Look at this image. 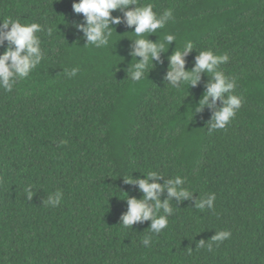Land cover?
I'll use <instances>...</instances> for the list:
<instances>
[{"label": "trees", "instance_id": "obj_1", "mask_svg": "<svg viewBox=\"0 0 264 264\" xmlns=\"http://www.w3.org/2000/svg\"><path fill=\"white\" fill-rule=\"evenodd\" d=\"M76 2L0 0V23L42 26L44 57L11 92L0 88V264H264V0H137L158 14L173 11L145 38L176 37L139 82L128 79L134 28L112 25L108 47L87 46ZM189 40L186 71L201 51L227 55L218 70L242 98L226 128L211 134L207 125L223 105L194 111L211 74L194 87L166 80L170 56ZM8 48L4 41L0 56ZM149 171L163 176L152 181L161 185L180 176L193 194L171 200L159 234L148 231L151 221L121 226L123 199L143 196L124 179ZM58 190L61 203L46 206ZM209 193L213 209H196ZM159 198L169 199L167 191ZM219 231L231 235L218 244L211 238Z\"/></svg>", "mask_w": 264, "mask_h": 264}, {"label": "clouds", "instance_id": "obj_2", "mask_svg": "<svg viewBox=\"0 0 264 264\" xmlns=\"http://www.w3.org/2000/svg\"><path fill=\"white\" fill-rule=\"evenodd\" d=\"M72 7L76 14H83L84 23L76 27L84 33L87 46L108 47L113 30L115 31L112 25L126 23L129 28H134L133 34L136 39L132 40L134 45L130 55L137 62L133 65L132 61L128 78L133 82H139L146 74H149V68L154 66L153 62L159 60L161 53L168 51L166 46L176 40L173 34H166L159 42L145 38L146 33H155L173 19L172 9H166L162 14H158L153 10L152 3L138 6L137 0H79L73 3ZM117 10L124 12L123 18L112 15ZM41 30L42 26L38 23L22 24L19 20L10 18L0 23V45H3L4 41L9 42L8 50L0 56V88L11 92L19 80L28 78L30 73L40 65L44 57L37 33ZM48 34H52L51 29L48 30ZM193 50L194 44L189 40L185 42L183 50H176L170 56V69L166 80L170 82L172 88L179 89L184 85L194 87L200 82L202 74H211L213 82L207 85L203 98L194 109L195 113H200L205 108L214 107L217 101L223 105L214 111L212 120L207 125L209 134H211L216 130L226 128L241 108L242 98L233 94L234 81L218 70L220 64L228 62L227 55H217L212 50L201 51L196 57L193 70L186 71L185 58ZM77 71L78 69L73 68L71 71L66 70L65 74L73 77ZM145 176L146 179H124L125 183L138 186L143 196L141 199H136L127 195L126 199H123L127 202L128 210L121 216V226L133 228L137 223L151 221L148 231L159 234L167 228L168 216L173 213L171 200H191L193 194L183 187L184 180L180 176L168 179L164 185L152 182L163 178L155 171H149ZM165 191L169 199L162 202L159 197ZM25 193L28 200L33 199L31 186L25 188ZM62 199L63 193L58 190L48 194L44 203L46 206L55 208ZM215 200V194L209 193L206 197H199L195 200V208L213 209ZM230 235L229 231H219L211 240L219 244L228 239ZM150 243L151 237H145L142 240L145 247H148ZM204 243L200 241L198 244L202 246ZM208 250H212L210 244Z\"/></svg>", "mask_w": 264, "mask_h": 264}]
</instances>
